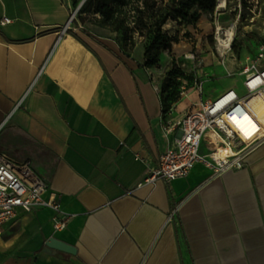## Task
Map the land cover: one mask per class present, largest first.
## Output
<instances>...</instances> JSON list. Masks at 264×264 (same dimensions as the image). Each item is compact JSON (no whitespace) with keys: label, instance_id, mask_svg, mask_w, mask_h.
<instances>
[{"label":"crops","instance_id":"crops-1","mask_svg":"<svg viewBox=\"0 0 264 264\" xmlns=\"http://www.w3.org/2000/svg\"><path fill=\"white\" fill-rule=\"evenodd\" d=\"M71 12L69 0H0V154L30 163L73 216L55 231L52 210H19L0 235V264H264V144L241 170L215 177L197 164L144 184L180 120L111 42L62 34ZM248 106L232 118L245 137L264 123L263 99Z\"/></svg>","mask_w":264,"mask_h":264},{"label":"rangeland","instance_id":"rangeland-1","mask_svg":"<svg viewBox=\"0 0 264 264\" xmlns=\"http://www.w3.org/2000/svg\"><path fill=\"white\" fill-rule=\"evenodd\" d=\"M69 1L73 28L149 73L167 118L182 120L194 103L230 88L244 93V67L264 63V0H117L111 15L96 0ZM231 29L232 41L221 44Z\"/></svg>","mask_w":264,"mask_h":264},{"label":"built area","instance_id":"built-area-1","mask_svg":"<svg viewBox=\"0 0 264 264\" xmlns=\"http://www.w3.org/2000/svg\"><path fill=\"white\" fill-rule=\"evenodd\" d=\"M74 20L75 14L71 12L62 34L72 28ZM9 23V18H3L2 25ZM259 56L263 58L262 53ZM242 76L244 93L230 88L214 99L194 103L185 117L171 126L179 131L180 136L159 157L158 166L150 171L144 184H156L158 181L169 184L185 178L197 164L211 168L215 177L244 168L246 158L264 144V123L258 125L257 132L252 136L245 137L232 118L238 108L250 110V100L261 97L264 101V63L261 59L250 61L244 67ZM204 143L210 148L208 154L202 153ZM221 149L229 150L231 154L222 157ZM141 186L143 184L138 187ZM43 209L54 212L55 231L66 229L73 218L62 210L57 194L50 191L49 182L30 163L17 162L6 154H0V235L4 227L16 218L19 210L30 213Z\"/></svg>","mask_w":264,"mask_h":264},{"label":"water","instance_id":"water-1","mask_svg":"<svg viewBox=\"0 0 264 264\" xmlns=\"http://www.w3.org/2000/svg\"><path fill=\"white\" fill-rule=\"evenodd\" d=\"M85 1H86V0H84V1L82 2V4H83ZM48 246H49L50 248H54V249L59 250V251H62V252H64V253H68V254H71V255L76 254V249H75V248H73V247H71V246H68V245H66V244H63V243H61V242H59V241H57V240H54V239L50 240V242L48 243Z\"/></svg>","mask_w":264,"mask_h":264},{"label":"trees","instance_id":"trees-1","mask_svg":"<svg viewBox=\"0 0 264 264\" xmlns=\"http://www.w3.org/2000/svg\"><path fill=\"white\" fill-rule=\"evenodd\" d=\"M96 1L100 7V11H107L106 13L108 15L112 14V7L117 2V0H96ZM74 3H77V0H75ZM150 66H152V65L150 64ZM161 98H162V96H161ZM162 103H163V101H162ZM163 107H164V105H163ZM164 113H165V109H164Z\"/></svg>","mask_w":264,"mask_h":264},{"label":"bare ground","instance_id":"bare-ground-1","mask_svg":"<svg viewBox=\"0 0 264 264\" xmlns=\"http://www.w3.org/2000/svg\"><path fill=\"white\" fill-rule=\"evenodd\" d=\"M81 5H82V3H81ZM218 31H219V34H220V32L222 31L221 29H218ZM233 29H231V30H229L228 32H226V40L224 41V40H222L221 38H219V41H220V43L221 44H227V45H229V43L232 41V39H233ZM220 36V35H219ZM261 98V97H260ZM255 132H257V130L255 129V130H253L252 131V135L255 133Z\"/></svg>","mask_w":264,"mask_h":264}]
</instances>
